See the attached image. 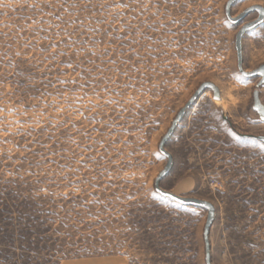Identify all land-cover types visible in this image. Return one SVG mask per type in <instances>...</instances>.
Listing matches in <instances>:
<instances>
[{"label": "rangeland", "instance_id": "374dc122", "mask_svg": "<svg viewBox=\"0 0 264 264\" xmlns=\"http://www.w3.org/2000/svg\"><path fill=\"white\" fill-rule=\"evenodd\" d=\"M230 0H0V264H264L260 78ZM264 0H236L237 17ZM243 69L264 65V21Z\"/></svg>", "mask_w": 264, "mask_h": 264}, {"label": "water", "instance_id": "95a60500", "mask_svg": "<svg viewBox=\"0 0 264 264\" xmlns=\"http://www.w3.org/2000/svg\"><path fill=\"white\" fill-rule=\"evenodd\" d=\"M236 0H230L226 6V15L229 21L235 25L242 23L246 17H248L251 13H258V18L250 23L245 24L241 30L238 32L236 36V49L238 54V68L241 74L247 78H260V81L258 83V88L264 85V65L260 66L258 69L254 71H245L243 69V56H242V39L245 33L248 31L254 29L258 25H260L264 21V8L260 5H254L248 9H246L241 15L237 17H233L231 15V7L235 3ZM207 89H211L214 93V96L217 98L220 96V91L217 86H215L213 83L207 82L202 84L199 89L196 91L195 95L191 98V100L186 104V106L178 113L176 119L173 121L171 128L169 129L168 133L165 135L163 140L160 144V151L162 154H164L168 158V163L165 167V169L160 173L158 178L155 181V190L160 195L167 197L171 199L174 202L180 203L185 206H195L200 207L203 209H206L208 211V217L207 222L205 226L204 231V238L206 242V264H212L211 263V250H210V243H209V232L211 229V226L213 224V221L215 219V207L208 201L195 199V198H189V197H183L176 195L174 193L168 192L163 190L160 187V182L162 179H164L165 176H167L170 173V170L172 168L173 164V158L172 155L166 150L165 146L170 139V137L174 134L178 124L184 119L187 110L192 107V105L195 103V101L200 97V95ZM254 110L258 113L260 118L264 120V105L262 104L260 100V94L258 89L254 92ZM249 138L256 139L264 144V136H253V135H246Z\"/></svg>", "mask_w": 264, "mask_h": 264}, {"label": "crops", "instance_id": "0c3cea01", "mask_svg": "<svg viewBox=\"0 0 264 264\" xmlns=\"http://www.w3.org/2000/svg\"><path fill=\"white\" fill-rule=\"evenodd\" d=\"M62 264H130L124 257L101 256L92 258L68 259Z\"/></svg>", "mask_w": 264, "mask_h": 264}]
</instances>
